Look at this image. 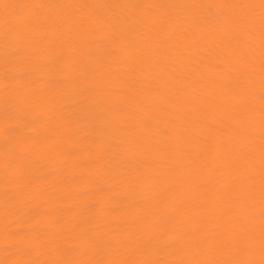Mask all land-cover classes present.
<instances>
[{
    "label": "bare ground",
    "instance_id": "obj_1",
    "mask_svg": "<svg viewBox=\"0 0 264 264\" xmlns=\"http://www.w3.org/2000/svg\"><path fill=\"white\" fill-rule=\"evenodd\" d=\"M0 264H264V0H0Z\"/></svg>",
    "mask_w": 264,
    "mask_h": 264
}]
</instances>
